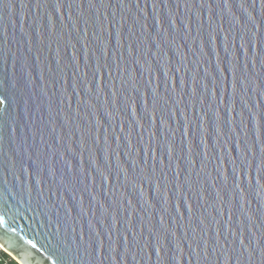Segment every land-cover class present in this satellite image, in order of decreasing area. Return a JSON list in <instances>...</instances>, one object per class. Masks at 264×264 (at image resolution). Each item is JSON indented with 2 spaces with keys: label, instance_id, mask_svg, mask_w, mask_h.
Wrapping results in <instances>:
<instances>
[{
  "label": "water",
  "instance_id": "water-1",
  "mask_svg": "<svg viewBox=\"0 0 264 264\" xmlns=\"http://www.w3.org/2000/svg\"><path fill=\"white\" fill-rule=\"evenodd\" d=\"M0 96L19 264H264V0H0Z\"/></svg>",
  "mask_w": 264,
  "mask_h": 264
},
{
  "label": "trees",
  "instance_id": "trees-1",
  "mask_svg": "<svg viewBox=\"0 0 264 264\" xmlns=\"http://www.w3.org/2000/svg\"><path fill=\"white\" fill-rule=\"evenodd\" d=\"M0 264H19L9 253L0 247Z\"/></svg>",
  "mask_w": 264,
  "mask_h": 264
},
{
  "label": "snow or ice",
  "instance_id": "snow-or-ice-1",
  "mask_svg": "<svg viewBox=\"0 0 264 264\" xmlns=\"http://www.w3.org/2000/svg\"><path fill=\"white\" fill-rule=\"evenodd\" d=\"M4 102H5V98L3 96H0V104H3ZM0 223H3L2 217H0ZM13 231H14V229H13ZM29 243H31V241H29ZM33 247H35V246L33 245ZM53 255H56V253L53 252Z\"/></svg>",
  "mask_w": 264,
  "mask_h": 264
}]
</instances>
